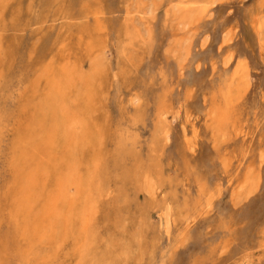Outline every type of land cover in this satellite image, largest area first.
I'll list each match as a JSON object with an SVG mask.
<instances>
[{
    "label": "rangeland",
    "instance_id": "rangeland-1",
    "mask_svg": "<svg viewBox=\"0 0 264 264\" xmlns=\"http://www.w3.org/2000/svg\"><path fill=\"white\" fill-rule=\"evenodd\" d=\"M0 264H264V0H0Z\"/></svg>",
    "mask_w": 264,
    "mask_h": 264
},
{
    "label": "bare ground",
    "instance_id": "bare-ground-1",
    "mask_svg": "<svg viewBox=\"0 0 264 264\" xmlns=\"http://www.w3.org/2000/svg\"><path fill=\"white\" fill-rule=\"evenodd\" d=\"M214 2L212 1V2H204V6L205 7H203V10H206V6H211L212 4H213ZM198 4H201V2H198V1H193V2H182L181 3V8L183 9V10H185V11H188L189 12V15L192 13V11H193V7H195V6H197ZM197 11V10H196ZM194 12V11H193ZM201 13V12H200ZM194 14V13H193ZM200 16V15H199ZM171 18V17H170ZM190 18H191V16H190ZM183 20V19H182ZM261 29V26L260 25H256L255 26V31L257 32V31H259ZM64 73H67L66 71L64 72ZM79 76V75H78ZM70 77V76H69ZM79 78V77H78ZM67 79V81H66V83H65V85H67V84H69L70 82H71V80H69L68 81V77L66 78ZM80 80H81V78H79ZM71 84V83H70ZM230 85V84H229ZM228 85V86H229ZM61 92H63V89H59V92H58V95H60V96H62V93ZM83 94V93H82ZM60 96H58V97H60ZM61 101V103L63 102V100H60ZM63 106L60 104V109H61V113H60V118H59V124H61V126H65V127H69L70 125H72V121H71V118H69L68 117V115H66L64 112H62L63 111ZM216 110V113L219 115L218 117L220 118V120H222L221 119V112H220V110H219V108H216L215 109ZM54 111V110H53ZM54 115V114H53ZM216 118V115L214 116V119ZM70 121H71V124H70ZM129 132H130V130H129V128H126V129H124V138L125 139H127V137H128V135H129ZM90 138V137H89ZM71 158V157H70ZM44 168V167H43ZM43 173H44V171H42ZM90 180V179H89ZM85 186V185H84ZM143 189V188H142ZM147 192V191H146ZM56 198V197H55ZM54 198V199H55ZM56 200H57V198H56ZM56 200H54L55 202H56ZM30 204V203H29ZM57 204V203H56ZM55 204V205H56ZM57 206V205H56ZM56 206H54V208H56ZM167 207H168V205H167ZM166 206H164V208H165V210L166 209H168ZM25 208V207H24ZM56 210V209H55ZM90 210V209H89ZM93 210V209H92ZM169 210V209H168ZM25 211V210H24ZM167 211V210H166ZM54 212V211H53ZM82 212V211H81ZM89 212V211H88ZM165 213L166 212H164L163 214L165 215ZM33 214V213H32ZM54 214V213H53ZM81 214V213H80ZM91 214V213H90ZM166 214H168V213H166ZM45 216H46V213H45ZM51 216H53L52 214H51ZM81 217V216H80ZM83 217V216H82ZM166 217H167V215H166ZM47 218H49V217H47ZM88 218H89V216H88ZM80 219H82V222H81V220H80V223L81 224H83V221H84V217L83 218H80ZM166 220V219H165ZM48 221V220H47ZM49 222V221H48ZM80 224V225H81ZM165 225L167 226V223L165 222ZM31 226V225H30ZM47 226V225H46ZM51 227V226H50ZM32 228V227H31ZM45 229V228H44ZM43 229V230H44ZM51 230H53V229H51ZM166 230V229H165ZM39 232V230L38 229H34V233L36 234V233H38ZM44 232H42V234H43ZM41 234V235H42ZM46 234H47V232H46ZM45 235V234H44ZM43 235V236H44Z\"/></svg>",
    "mask_w": 264,
    "mask_h": 264
}]
</instances>
